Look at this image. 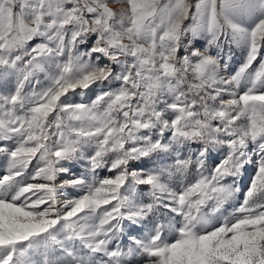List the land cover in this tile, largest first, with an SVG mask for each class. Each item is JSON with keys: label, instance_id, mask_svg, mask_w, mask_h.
Listing matches in <instances>:
<instances>
[{"label": "snow or ice", "instance_id": "obj_1", "mask_svg": "<svg viewBox=\"0 0 264 264\" xmlns=\"http://www.w3.org/2000/svg\"><path fill=\"white\" fill-rule=\"evenodd\" d=\"M118 3L0 0V264H264V0Z\"/></svg>", "mask_w": 264, "mask_h": 264}, {"label": "rangeland", "instance_id": "obj_2", "mask_svg": "<svg viewBox=\"0 0 264 264\" xmlns=\"http://www.w3.org/2000/svg\"><path fill=\"white\" fill-rule=\"evenodd\" d=\"M110 2L116 6V7H119L120 4L118 3V0H110ZM241 59L240 55H239V50H237V57H236V60L239 61ZM235 63V62H234ZM238 66V65H237ZM2 168H3V163L0 162V171H2ZM103 174H107L106 170H104ZM229 211H231V209L229 208Z\"/></svg>", "mask_w": 264, "mask_h": 264}]
</instances>
